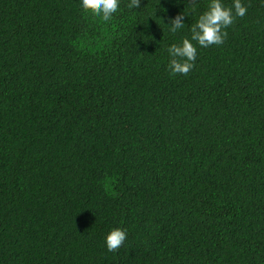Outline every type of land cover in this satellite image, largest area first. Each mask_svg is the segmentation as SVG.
Returning <instances> with one entry per match:
<instances>
[{"label": "trees", "instance_id": "trees-1", "mask_svg": "<svg viewBox=\"0 0 264 264\" xmlns=\"http://www.w3.org/2000/svg\"><path fill=\"white\" fill-rule=\"evenodd\" d=\"M129 2L0 0V264H264V0L187 76L210 0Z\"/></svg>", "mask_w": 264, "mask_h": 264}, {"label": "clouds", "instance_id": "clouds-1", "mask_svg": "<svg viewBox=\"0 0 264 264\" xmlns=\"http://www.w3.org/2000/svg\"><path fill=\"white\" fill-rule=\"evenodd\" d=\"M190 11H196V0H189ZM80 6L84 12L90 13L94 18H99L104 23L112 20L115 13L120 8V0H80ZM129 9L139 8L140 0H130L127 4ZM247 13V7L241 0H233L231 6H225L221 0H210L207 10L198 16L189 31L190 38H183L179 45L172 44L167 48L170 57L168 68L172 75L187 76L194 68L197 58V47L192 41L202 48L212 45H222L227 38L225 29L232 26L236 18H243ZM186 15L183 13L171 19L167 27L172 34L185 28L182 21ZM2 42L0 41V50ZM113 196L115 192L111 193ZM127 239V232L121 228H114L105 236L104 243L109 252H118Z\"/></svg>", "mask_w": 264, "mask_h": 264}]
</instances>
